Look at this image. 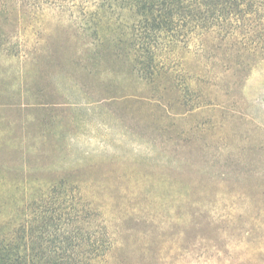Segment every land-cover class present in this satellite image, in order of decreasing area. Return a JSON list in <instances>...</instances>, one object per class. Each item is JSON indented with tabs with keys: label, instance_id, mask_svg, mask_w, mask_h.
Wrapping results in <instances>:
<instances>
[{
	"label": "rangeland",
	"instance_id": "obj_1",
	"mask_svg": "<svg viewBox=\"0 0 264 264\" xmlns=\"http://www.w3.org/2000/svg\"><path fill=\"white\" fill-rule=\"evenodd\" d=\"M7 1L36 14L10 24L0 13V196L82 184L129 264H264V60L225 71L208 58L204 73L247 77L240 97L185 116L179 126L194 129L179 135L120 59L75 53L87 47L67 40V13ZM183 181L207 186L201 213L185 205Z\"/></svg>",
	"mask_w": 264,
	"mask_h": 264
},
{
	"label": "trees",
	"instance_id": "obj_2",
	"mask_svg": "<svg viewBox=\"0 0 264 264\" xmlns=\"http://www.w3.org/2000/svg\"><path fill=\"white\" fill-rule=\"evenodd\" d=\"M35 1L29 0L30 9ZM48 1L46 9L67 13L72 22L67 40L87 47L75 53L120 59L133 71L135 83L147 88L155 120L173 119L176 125L169 127L175 125L172 130L179 135L194 129L179 126L185 116L219 106V98L231 97L234 103L237 87L241 90L247 78L204 73L208 58L217 60L212 69L223 60L225 71H248L264 60V0ZM21 8L6 0L0 13L10 24L35 17V11ZM178 106L189 108L180 112ZM199 125L195 129L205 132V123ZM167 159L164 168L180 170ZM191 181H183L181 195L185 205L201 213L208 189ZM73 182L35 189L36 197L24 201L0 196V264H129L128 252L119 259L114 251L120 237L109 229L101 207ZM150 254L159 259L161 252Z\"/></svg>",
	"mask_w": 264,
	"mask_h": 264
}]
</instances>
